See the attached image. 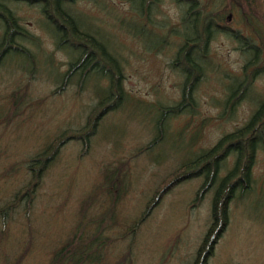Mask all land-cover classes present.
<instances>
[{
	"label": "rangeland",
	"instance_id": "1",
	"mask_svg": "<svg viewBox=\"0 0 264 264\" xmlns=\"http://www.w3.org/2000/svg\"><path fill=\"white\" fill-rule=\"evenodd\" d=\"M110 2L122 13L127 8L119 0ZM8 7L14 12L19 29L26 33L14 42L33 55L35 66L11 50L0 61V206L27 183L25 162L29 157L62 132L69 135L84 125L95 106V97L104 96L103 85L108 81L104 77L106 70L99 69L90 71L81 86L76 83L75 74L63 84L68 58L73 59L76 53L70 49L66 54L64 50H54L51 25L37 8L21 3H9ZM85 10L97 8L79 1L71 9L75 16ZM116 19L119 17L114 10H101L93 20L80 19V25L87 28L93 24L103 48L121 57V66L116 68H120V87L127 96L101 117L86 149L74 140L59 149L42 174L31 201L25 205V199H21L5 219L0 264L5 258L12 262L24 247L27 248L19 264H48L76 226L81 205L87 208L91 194L100 191L105 169H117L118 176L127 177L112 227L103 233L108 238L103 258L105 262L115 261L129 240H121L120 236L139 217L154 189L189 153L198 147L211 148L223 137L221 130L218 132L217 126L209 122L208 100L195 92L196 118L189 121L183 113L172 115L166 122L162 144L152 150L147 148L157 130L160 110L178 102L181 81L152 56L136 57L130 37L123 32L129 19L121 25ZM77 51L80 54L81 49ZM108 69V75L117 76L113 65ZM54 91L58 92L55 96ZM193 128L199 129L198 141L187 147ZM230 156L223 158L218 176L198 203L194 200L204 181L202 176L183 180L161 198L132 237V264L192 262L207 228L213 190L231 167ZM249 174L250 189L241 198L238 191L229 203L226 228L206 264H264L263 156L256 157ZM101 198L93 200L90 215L104 211Z\"/></svg>",
	"mask_w": 264,
	"mask_h": 264
},
{
	"label": "trees",
	"instance_id": "2",
	"mask_svg": "<svg viewBox=\"0 0 264 264\" xmlns=\"http://www.w3.org/2000/svg\"><path fill=\"white\" fill-rule=\"evenodd\" d=\"M79 1L94 5L97 10H89V17L84 14L86 10L82 11L80 15L75 16L71 9L74 4ZM121 1L128 3V0ZM9 3H21L28 7L37 8V11L46 23L51 25V40H55L56 42L53 43L54 50L57 52L64 50L66 54L67 50L69 51L70 49L76 53L73 59L71 57L68 58L66 64L67 70L62 76L63 80L61 81L63 84L66 83V80H69L68 78H70L72 74H75V81L81 86L83 80L90 71H99V69L106 70V75H104V77H107L108 81L103 85V88H105L104 96L95 97V106L88 112L85 123L79 130L69 132V135L62 132L59 136L46 144L41 151L26 160L25 170L28 176L27 183L14 192L11 198L0 206V218L2 221V230L0 229L1 240L5 219L16 209L21 199H25V205L31 201L42 174L49 164L55 160L59 149L65 143L73 140L80 142L82 148L86 149L88 138L95 134L98 121L101 117L106 111L111 112L114 110L113 108L117 106V104H115L116 101L120 104L127 96L120 87V68H116V65L118 67L121 66V57L108 51L109 54L101 43L98 44L97 28L92 26L93 24L89 25L87 28L83 27L80 25V19L87 20L88 18V20H93L98 11L114 10L115 14L119 17V20L116 19V21L118 23L121 21V25L123 22H126L125 20L129 16L128 11L122 13L111 4L110 0H0V17L2 18H0V61L5 54L11 50V52L17 51L25 57L31 66H35L33 55L30 54L27 49L23 48L22 45L14 42L15 40L18 41V39L26 35V33L17 26L14 12L8 7ZM123 32L124 35L129 36V23H127ZM29 39L31 40L30 36ZM78 49H81L80 54H78ZM110 65H113L117 71H115V73H118L117 76L114 74L111 76L108 75V68ZM76 76H78L77 79ZM57 94V91L52 92L54 96ZM176 111L177 109L171 110L165 108L163 112H160L161 117L159 124L155 125L157 130L147 146L148 149L152 150L160 143L162 144L160 141L161 137L165 134L166 122L172 115L177 114L175 113ZM172 112L174 113L171 114ZM167 113L168 115L166 117L165 114ZM201 127L202 125L200 128ZM67 132L68 131H66V133ZM198 133L199 129L195 128L194 131L188 134L190 142L186 145L187 147H189V145L194 146V144L197 143L198 140H196V137ZM223 137L211 148L202 149L198 147L195 151H192L191 154L189 153L187 159L185 158V160L154 189L155 191L145 203L144 210L140 213L139 217L133 221L132 224L127 227L125 233L120 236L121 240L127 238L129 240L123 247L119 257L113 262H105L103 258V249L108 243V238L105 237L103 233L109 231L112 227L111 224L117 213L118 202L121 201L126 191L124 180L127 177L124 175H121L122 177L118 176L117 169L103 170L101 178L102 183L99 185L100 191L91 194L87 208L81 205L79 209V219L77 218L76 220V226L71 229L68 238L61 247L52 254L48 264H132L130 258L132 237L137 228L149 217L152 210L158 205L161 198L166 193L183 180L202 176L204 181L196 192L194 203H198L201 200L204 192L208 190L216 177L220 164L225 160L223 159L226 157L223 145L227 143L226 141L228 139ZM220 147L222 148L220 149ZM118 164V166L121 165V163ZM201 167L207 168V173H199L198 170ZM237 168L239 169L240 166L238 165ZM231 178L232 177L226 176L217 181L209 203L207 228L199 241L197 250L190 264H206L207 259L211 256L213 246L226 228L227 207L229 203L235 198L238 191L241 198V196L244 197L250 189V174L249 178H246L244 181H234L231 180ZM99 196L102 197L100 207H105V209L99 214L90 215V207L93 205V200H96ZM24 248L25 249L21 250L23 253L13 259L12 262L8 263L5 258L2 264L4 261L5 264H19L27 247Z\"/></svg>",
	"mask_w": 264,
	"mask_h": 264
},
{
	"label": "flooded vegetation",
	"instance_id": "3",
	"mask_svg": "<svg viewBox=\"0 0 264 264\" xmlns=\"http://www.w3.org/2000/svg\"><path fill=\"white\" fill-rule=\"evenodd\" d=\"M119 1L127 6L136 57L152 56L181 81L176 105L160 112L177 109L191 121L194 94H202L209 122L228 139L231 167L221 178H249L256 157H264V0Z\"/></svg>",
	"mask_w": 264,
	"mask_h": 264
}]
</instances>
